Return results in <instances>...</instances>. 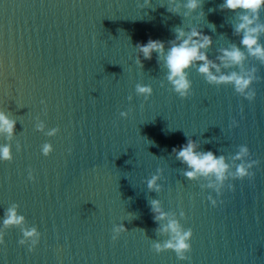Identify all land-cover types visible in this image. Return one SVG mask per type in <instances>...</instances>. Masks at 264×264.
Segmentation results:
<instances>
[{
    "label": "water",
    "instance_id": "1",
    "mask_svg": "<svg viewBox=\"0 0 264 264\" xmlns=\"http://www.w3.org/2000/svg\"><path fill=\"white\" fill-rule=\"evenodd\" d=\"M187 2L0 0V113L14 122L11 134L0 131L12 157L0 160V264H264V63L235 32L243 10ZM256 23L264 24V9ZM177 29L182 39L192 31L211 38L200 51L219 66L213 74L252 76L245 93L209 83L198 61L181 98L164 56L145 60L137 47L159 40L166 55ZM234 45L245 59L226 68L219 58ZM137 84L151 96L138 95ZM188 140L225 157L222 185L185 175L191 169L172 149ZM242 146L249 151L236 159ZM241 164L251 165V178L236 177ZM153 176L159 190L148 188ZM153 200L165 218H155ZM12 207L24 222L6 228ZM172 220L193 231L189 259L155 250L170 239ZM33 227L40 239L30 252L31 240L18 241L21 228Z\"/></svg>",
    "mask_w": 264,
    "mask_h": 264
},
{
    "label": "clouds",
    "instance_id": "2",
    "mask_svg": "<svg viewBox=\"0 0 264 264\" xmlns=\"http://www.w3.org/2000/svg\"><path fill=\"white\" fill-rule=\"evenodd\" d=\"M188 9L195 10L199 7L198 0H188L185 5ZM222 9H228L231 11L243 10L240 17V23L235 26L236 34H243L241 44L247 49L249 55H252L264 63V45L259 44V33L264 31V24H257L256 21L259 19L261 9H264V0H225V3L221 6ZM169 11L176 12L175 9H169ZM255 25V26H253ZM176 40L173 42L172 47L167 51L166 55L164 52L165 44L159 40H149L146 44H138L140 52L143 54L145 60L152 59V53L156 52L158 57L163 55L166 67L168 69L167 79L171 83L173 90L181 97L186 98L189 95L191 88V82L187 77L186 70L189 69L194 62H203L199 64L198 73L206 77L209 83H231L234 85L235 91L244 94L246 89L249 88L252 83V76H241L236 71H232L227 75H215L212 72L214 68L216 72H220L219 66L214 64L212 61L207 59L206 53H202L200 49H206L211 45V38L204 36L202 40H195L194 37L200 36V33L192 31L191 34L186 38L185 33L181 29L176 30ZM226 68L239 66L245 59V54L240 48L235 45L229 50H223V55L219 58ZM138 95H143L147 99L152 94V88L148 85H136L135 89ZM256 93H248L245 97L248 101L255 99ZM121 115H125L121 113ZM14 128V122L9 121L7 117L0 113V131H6L9 134L12 133ZM54 131L51 134H54ZM52 151L51 145H43L44 155H49ZM71 151V150H69ZM176 153L178 160L187 164L191 171H187L185 175L189 178H195L198 175L215 177L219 185L226 179V173L228 165L225 163V157L215 156L211 151L200 152L197 151V144L194 140H188L185 146H182L179 151L176 148L172 149ZM248 148L242 146L240 152L236 155V159H240L242 156L247 155ZM10 146L0 147V160H11ZM243 164L239 165L236 169V177L244 179L245 177L251 178L253 174L248 172V168ZM34 179V177H30ZM158 177L153 176L152 179L148 180V188L159 190L156 185ZM212 187V185H209ZM216 191L219 192V186L216 187ZM219 203H223L220 200ZM152 209L154 212H159L160 215L155 217L157 220L165 218V213L160 211L159 201H151ZM213 207L217 206V201H212ZM24 222L22 215H17L16 207L8 208L5 212V219L3 221L4 226H20ZM165 232L170 233V239L161 243L155 244V250L157 253L166 250H172L176 256L181 260L189 259L186 253L191 252L192 246L190 240L193 236L191 228L184 230L181 225L175 221H169L168 225L164 229ZM22 237L18 242L20 245H24L27 240H31V245L28 250L34 251L36 245L39 243L40 233L37 232L35 227L31 229L21 228ZM113 240L116 238L113 237ZM5 241L3 236L0 235V245L4 244Z\"/></svg>",
    "mask_w": 264,
    "mask_h": 264
}]
</instances>
